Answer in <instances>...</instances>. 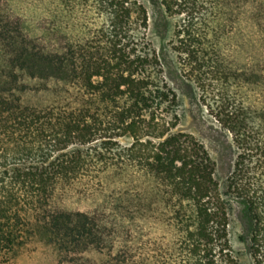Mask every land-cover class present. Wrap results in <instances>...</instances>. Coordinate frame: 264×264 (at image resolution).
Segmentation results:
<instances>
[{
    "label": "trees",
    "instance_id": "obj_1",
    "mask_svg": "<svg viewBox=\"0 0 264 264\" xmlns=\"http://www.w3.org/2000/svg\"><path fill=\"white\" fill-rule=\"evenodd\" d=\"M159 4L183 77L232 136L230 174L218 183L178 130L138 0H0V258L40 243L54 264H238L236 200L264 264V0Z\"/></svg>",
    "mask_w": 264,
    "mask_h": 264
},
{
    "label": "rangeland",
    "instance_id": "obj_2",
    "mask_svg": "<svg viewBox=\"0 0 264 264\" xmlns=\"http://www.w3.org/2000/svg\"><path fill=\"white\" fill-rule=\"evenodd\" d=\"M149 18V38L158 53L164 79L177 97L178 130L192 135L206 149L214 163V176L223 184L230 174L235 160V147L232 136L221 128L214 115L200 101L196 85L183 77V70L171 51L173 39L172 22L165 17L159 0H138ZM30 87L46 85L50 89L59 88L55 83H39L27 80ZM34 98V96H32ZM49 97L43 95L42 99ZM32 98V99H33ZM228 236L238 264H252L249 254L250 223L243 205L236 200L229 202ZM51 249L42 244H31L25 251L13 255H3L0 264H54Z\"/></svg>",
    "mask_w": 264,
    "mask_h": 264
}]
</instances>
